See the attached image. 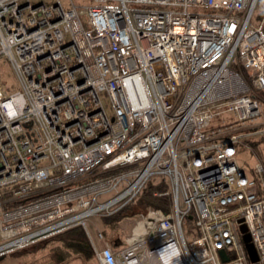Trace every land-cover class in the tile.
<instances>
[{
    "label": "built area",
    "instance_id": "2783aa9c",
    "mask_svg": "<svg viewBox=\"0 0 264 264\" xmlns=\"http://www.w3.org/2000/svg\"><path fill=\"white\" fill-rule=\"evenodd\" d=\"M0 55V258L83 226L100 264H255L243 218L264 264V164L233 129L262 115L264 0H0ZM157 176L170 212L89 231Z\"/></svg>",
    "mask_w": 264,
    "mask_h": 264
},
{
    "label": "trees",
    "instance_id": "16d2710c",
    "mask_svg": "<svg viewBox=\"0 0 264 264\" xmlns=\"http://www.w3.org/2000/svg\"><path fill=\"white\" fill-rule=\"evenodd\" d=\"M244 75H247L246 72H244ZM252 92L254 97L260 100L264 108V91L253 89ZM219 117L217 116L212 120L210 124L211 130L229 123L224 119H219ZM249 142L251 141L249 140ZM241 151H243V147L239 144L238 155ZM115 172L118 173L119 171H112V173ZM252 176L258 180L255 169L252 170ZM102 177V175H98L94 177V180ZM88 182L86 181V183ZM168 191L169 184L164 178L152 177L142 191L128 204L112 215L99 217L103 226L105 240L112 245L116 241H125L132 231L127 232L124 230V222H138L141 216L151 209H163L166 212H170L173 207V197L166 194ZM186 223L188 227H193L192 220L187 219ZM8 257H12L11 263L15 262V264H65L74 257H80L83 264H100L83 226L73 227L32 246L6 255L0 258V262L5 261Z\"/></svg>",
    "mask_w": 264,
    "mask_h": 264
},
{
    "label": "rangeland",
    "instance_id": "374dc122",
    "mask_svg": "<svg viewBox=\"0 0 264 264\" xmlns=\"http://www.w3.org/2000/svg\"><path fill=\"white\" fill-rule=\"evenodd\" d=\"M0 82L3 84L5 89L10 92H16L22 89V82L17 72L15 71L12 63L6 55H0ZM223 116V117H222ZM219 119H224L228 122H235V116L233 114H222ZM235 132L242 135L241 145L243 151L238 155L239 165L245 170L247 175H252V170L255 168L258 161L264 163V132H258V129H264V108L262 109V115L260 118L247 121L243 124H238L233 127ZM249 140L251 142H249ZM99 217H94L89 221V231L95 235L99 232L104 234L103 226L100 223ZM137 221H126L123 224L125 231H133ZM2 243L0 235V244ZM12 257H8L5 261H1L0 264H15L11 263ZM15 259V258H14ZM40 261V260H38ZM65 264H83L80 257H74Z\"/></svg>",
    "mask_w": 264,
    "mask_h": 264
},
{
    "label": "water",
    "instance_id": "95a60500",
    "mask_svg": "<svg viewBox=\"0 0 264 264\" xmlns=\"http://www.w3.org/2000/svg\"><path fill=\"white\" fill-rule=\"evenodd\" d=\"M244 219L241 218L238 220V223H240V232H241V235H242V240L245 244V247H246V250L248 252V255H249V258L250 260L253 262V263H258L260 261V257H259V254H258V251H257V248L255 246V244L252 242V238H251V235L250 233L248 232V228L246 226L245 223H243ZM123 244V241H116L114 243V245L117 247V246H120ZM221 257H222V260L224 262H228L230 259L229 257L227 256V254L224 252V251H221Z\"/></svg>",
    "mask_w": 264,
    "mask_h": 264
},
{
    "label": "crops",
    "instance_id": "0c3cea01",
    "mask_svg": "<svg viewBox=\"0 0 264 264\" xmlns=\"http://www.w3.org/2000/svg\"><path fill=\"white\" fill-rule=\"evenodd\" d=\"M262 163H263V161H262ZM264 164V163H263ZM112 245V244H111ZM113 246H115V245H113Z\"/></svg>",
    "mask_w": 264,
    "mask_h": 264
}]
</instances>
